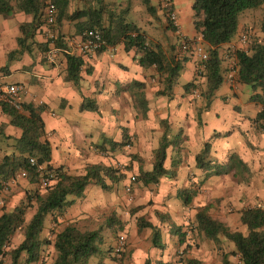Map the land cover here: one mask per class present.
I'll return each mask as SVG.
<instances>
[{"label": "crops", "instance_id": "crops-1", "mask_svg": "<svg viewBox=\"0 0 264 264\" xmlns=\"http://www.w3.org/2000/svg\"><path fill=\"white\" fill-rule=\"evenodd\" d=\"M116 2L70 0L69 12L88 7H103L108 10L109 6L112 8L119 4ZM172 2L180 22L193 23L192 0H172ZM155 13H161L166 21L160 0ZM106 16L108 17L107 13H104L105 19ZM3 18L14 19V22L12 24L4 22L0 25V47L12 50L15 49L17 38L20 36L19 25L30 21L31 17L18 12L11 17ZM164 23L162 29L169 27L167 21ZM57 27L67 49L56 47L55 53L50 56L52 44L49 43L45 47L48 33L42 25L29 40V50L22 51L15 63L7 64L5 51H0V81L23 85L25 92L20 95L19 101L41 104L44 107L41 116L46 138L51 144V164L54 167L62 166L70 174H80L87 165L95 163L119 168L115 165V159L118 160L120 157L125 158L127 161L125 167L128 169L119 168L117 174L121 178L114 183L108 181L111 186L107 190L95 185L109 192V196L102 203L99 215L93 209L78 210L73 198V203L65 210L56 212V228L67 224H76L80 228L88 225V217L93 219L102 215L101 224H104L110 215L123 224L127 235L121 256L114 255L115 243L113 246L108 244L105 236L104 252L99 255L100 258L90 264H145L147 261L149 264H185L186 258L205 264V259L201 257L205 256L201 252L203 248L199 244L205 241L211 243L215 253L217 252L220 257L221 264H224L223 254L232 251L234 246L230 242H225L222 249H219L199 233L193 222L197 209L206 205L211 215L225 222L232 230L245 233L246 227L239 219L240 211L247 207L264 206V120L255 119L262 105L251 100L250 97L245 103H241L239 84L230 83L225 74L231 55L229 47L238 42L231 41L219 48L220 56L224 58L222 68L225 76L210 105L205 109V101L199 91L184 88V85L192 80L199 85L204 83V78L199 77L198 73L202 69L199 65L202 60L193 49L185 52L179 49L181 37H194L198 34L195 29L191 34L183 29L180 30V34L175 31L179 38L177 42L162 44L156 39L148 41L151 44H159L168 54L177 55L183 64L179 78L185 79L179 83L180 86L177 85L178 78L168 96L160 94L162 84L158 74L153 67H143L138 63V54L135 50H125L123 43L118 42L94 53H83L76 45L80 35L75 32L74 22L63 20ZM141 30L146 33L144 29ZM262 37L260 32V38ZM146 38H148L147 33ZM64 51L82 58L83 65L77 84L66 78ZM133 82L142 84L139 88L146 99L145 116H142L139 112L140 108L136 105L133 95L135 90L130 87ZM87 100L93 102L91 108H84ZM55 109L61 113H56ZM233 111L239 112L237 122H231L229 113ZM117 112H122L121 117L115 115ZM8 121L9 115L0 105V123H8ZM5 132L15 137L20 135V130L10 124H7ZM164 132L172 141L167 149L164 167L173 169L175 175L172 178L161 177L157 183L146 185L141 175L152 169L154 152L160 140L158 144L155 142L148 163L139 151V146L135 147V143L128 156L124 153V145L119 144L128 134L133 136L134 141L140 139L152 141L154 137L161 139ZM87 143L90 146L84 148L82 144ZM206 144L209 146L208 158L212 162L208 166L198 167L196 155ZM233 153L246 167L239 168L237 174L234 170L225 174H209L210 170L215 169V164L226 163ZM131 162L136 164V170L133 169L134 175H131L130 179L134 177L132 181H135L136 186L145 189L148 198H136L134 204L126 209L128 202H125L123 187L125 186V192L131 191V189L126 191V186L131 183V181L126 182L129 178L126 172L132 170ZM246 175H249V178L243 179ZM11 183L12 181L8 184L9 190ZM92 185L94 184L88 186ZM181 188H198V193L187 206L183 205L176 195L177 190ZM6 194L7 192H4L1 195V198H6L5 207L8 206L9 201ZM10 206L13 208L15 205ZM148 206L152 213L151 217L146 215L145 209ZM11 208L6 207L8 210ZM156 212L164 216L168 215L169 219L160 221ZM31 214L32 211L27 214V218ZM141 217L159 229L163 248L152 245L151 228L138 229L137 220ZM170 221L186 232L182 242L177 234L173 233ZM52 226L54 223L50 222L49 228ZM49 228H43L45 231L43 236L48 235ZM124 230L120 234H124ZM106 233L107 231L105 235ZM120 234L113 236L117 238ZM22 239L23 235L16 232L9 242V248L17 246ZM178 248L182 249L181 256L177 253ZM52 251H54L52 245L44 251L43 259L47 262H50L54 256ZM232 259L238 264L237 258L232 254L227 256L228 264H233Z\"/></svg>", "mask_w": 264, "mask_h": 264}, {"label": "trees", "instance_id": "trees-1", "mask_svg": "<svg viewBox=\"0 0 264 264\" xmlns=\"http://www.w3.org/2000/svg\"><path fill=\"white\" fill-rule=\"evenodd\" d=\"M56 7V37L47 39L45 47L54 41L55 47L67 49L63 43L59 25L63 20L73 21L75 32L79 35L85 30L96 28L102 32L106 46L122 42L125 50L133 49L138 54V63L143 67H153L162 84L160 94L170 95L176 85L183 64L177 55L164 52L159 44H151L147 41L146 33L135 23L126 21L129 7L122 9L121 14L103 7H88L75 9L69 12L70 0H50ZM150 14H155L156 7L151 0H141ZM264 0H192L193 25L198 33H201L208 52L206 60L199 65V77L204 78L202 85L194 80L184 85L186 90L197 89L205 101L204 108L210 105L216 90L224 80V69L219 48L225 43L231 42V38L237 29V17L247 8L258 7ZM47 0H0V15L11 17L18 12L30 15V21L19 25L20 36L17 43L21 46V52L30 48L29 40L34 37L36 31L45 23V8ZM104 13L108 17L104 18ZM171 24L169 23V26ZM173 30L174 27L171 26ZM262 38H251L250 44L245 50L236 49L232 54L236 62L237 84H248L253 90L250 99L262 105L256 115V120H264V15L260 23ZM249 34V33H248ZM250 35V34H249ZM252 37V36H250ZM104 47V48H105ZM100 50H103L100 49ZM98 50V51H100ZM66 59V78L78 83L79 73L83 62L82 58L64 51ZM228 67L225 68V72ZM140 82H133L134 97L139 112L142 116L146 113V99L139 88ZM139 91H141L139 93ZM2 110L9 115L8 123H0V253L3 247L9 244L16 232L23 235L22 241L15 247L4 252V258L0 264H90V258L102 255L104 252L105 229L111 235L123 232V224L110 215L105 223L96 229H81L75 224H67L56 228V212H61L73 203V198L81 197L84 190L90 184L107 190L111 184L118 181L119 168L95 163L89 164L80 174H70L62 166L54 167L51 164L52 148L46 138L45 125L41 113L44 107L31 102H20V109L15 110L5 104H0ZM93 102L87 100L84 108H91ZM202 110V109H200ZM10 124L20 130L18 137L6 134L5 128ZM126 131V129H125ZM167 128L165 129V132ZM162 135L158 147L155 149L152 169L142 173L143 183H157L161 177L172 178L175 175L173 169H166L164 161L167 149L172 144L167 135ZM130 144L128 137L119 145ZM209 146L196 155L198 167L208 166L212 162L208 158ZM30 159L34 162L31 163ZM175 166V164H173ZM215 169L209 174H225L231 170L239 171L246 167L239 157L233 153L224 164H215ZM26 172L28 188L24 197L11 209H6V198H1L5 192V183L17 179L20 171ZM41 175L51 176L53 182L42 187ZM246 177V178H245ZM249 175L243 179H248ZM198 193V188H181L177 190V197L183 205H189L193 197ZM3 201V202H2ZM208 206H202L195 213V228L199 233L222 249L225 242H231L232 251L226 252L223 257L224 264H228L227 256L234 255L238 264H264V206H252L240 211V223L246 227V232L232 230L225 222L209 213ZM32 214L27 218V214ZM56 211V212H55ZM48 214H52L51 222L54 223L49 230V236H41L44 228V220ZM160 221L168 220V215L156 212ZM138 229L149 227L152 229L151 242L155 247L163 248V242L159 229L143 217L137 220ZM173 233L177 234L180 241L184 240L186 232L181 227L170 221ZM52 245L54 256L50 262L43 259L44 251ZM8 258V260H7ZM149 264V261L145 262ZM170 264V263H165ZM185 264H200L198 260L186 258Z\"/></svg>", "mask_w": 264, "mask_h": 264}, {"label": "rangeland", "instance_id": "rangeland-1", "mask_svg": "<svg viewBox=\"0 0 264 264\" xmlns=\"http://www.w3.org/2000/svg\"><path fill=\"white\" fill-rule=\"evenodd\" d=\"M108 1H117L116 3L117 4L119 3L116 7L111 8V6H109V9H108V10H113L118 15L121 14L122 9H124L127 6L129 7V11L126 14V21H132L136 23V25L144 29L146 33L148 34L147 41L150 42L153 39H156L160 41L162 44L179 41V38H177L178 34L174 33L175 30L171 28V25L167 28H163V29L161 28L162 25L163 26L165 25L164 22L167 21L168 24L170 23L167 16H166V21H164L165 19L161 13L150 14L147 11L146 6L141 2V0H108ZM151 4L157 8L158 0H151ZM263 15H264V2L258 7L247 8L243 10L242 12H240L237 17V22H238L237 29L234 35L232 36L231 41L233 43L238 42L241 34L243 33H250L252 35V37H250V40L251 38L253 39L254 37L259 39L260 38V23H261V19ZM147 19H151V21H147ZM4 22L12 24L14 22V19L5 20L2 17V15H0V25L4 24ZM180 28L183 29V31H187L189 34H191L195 29L191 21H186L183 24L180 22ZM54 30L56 32V24H55ZM1 50L5 51V59H6L5 61L7 62V64H11V63H15L16 59L19 57V54L21 53V46H19L18 43H16L15 49L5 50L4 48L0 47V51ZM184 79H185L184 77L179 78L177 85L179 83H182ZM239 90H240L239 98H240L241 103H245L248 100V98L253 94V90L251 89V86L248 84H239ZM54 111L58 114L61 113L58 109H55ZM238 113L239 112H235V111L229 113L231 122H237V118H239L237 115ZM115 115H119V117H121L122 112L120 113L117 112L115 113ZM127 137L130 140V144L129 146H124L123 150H124L125 155L128 156V154L130 153V150H132L133 144L135 143V147L139 146V151L143 154L144 156L143 158H145V160L148 163L150 160L149 154L151 150L153 149L155 142L156 144H158L160 137L158 138L154 137L152 141L148 139H140L138 141H134V138L131 134H128ZM82 145L84 148H88L90 146L88 143L82 144ZM211 158H213V156H211ZM126 164H127V161H125V158L119 157L118 160L115 159V165L118 166L120 169L122 168L123 170H127L128 168L125 167ZM130 166L132 170L126 172L127 176L129 175V178L126 180V182L130 183L131 181L130 183L131 191L125 192V186L123 187L124 199H125V202H128L127 203L128 205L125 206L126 209L130 205L134 204L136 198H142V199L148 198V194L145 191V189L143 187L136 186L135 181H132L130 179V176L134 175L133 169L136 170V164H133L131 162ZM25 186H27V181L25 178L17 177V179L12 181L10 190L8 189L7 191H5L7 192L6 196H8L9 198V201L7 200L8 201L7 203L8 206H6L7 208H11L10 205L14 206V205L19 204V202L24 197ZM108 196H109L108 191H104L100 189L99 187L92 185V186L86 187V189L84 190L83 196L75 197L74 199L76 201L75 204L78 206V210L87 211L89 209H93L94 211L98 212V215H99V213H101L102 203L105 200V198H107ZM149 208L150 206L146 207L145 209L146 215L151 217L152 213L149 210ZM102 216L98 218L95 217L93 219H90L88 217L87 218L88 225L81 226L80 228L81 229H92V228H97L101 226L102 224L100 220ZM51 219H52V214H48L44 220V229L49 228ZM44 229L41 233V236H43L45 232ZM105 231H107L106 233L107 243L113 246L118 237L116 238V236H113L110 233H108L109 232L108 229H105ZM49 233L50 232L48 231L47 236H49ZM124 234H125V239H126L127 232L125 230H124ZM189 241H191V239ZM199 244H200V247L203 248L201 249V252H202V255H205V256H201V257L205 259L204 260L205 264H221L220 257L218 256L217 252L215 253V249L212 247L210 242L205 241ZM230 244L232 243L230 242ZM181 250L182 249H179V248L177 249V253L180 256L183 254ZM52 252L54 254V251ZM50 253L51 252H49L48 255H50ZM92 257L93 258L90 260L91 263H94L97 258H100L98 255L92 256ZM232 262L233 264H236L235 259H232ZM28 264H36V262H31Z\"/></svg>", "mask_w": 264, "mask_h": 264}, {"label": "built area", "instance_id": "built-area-1", "mask_svg": "<svg viewBox=\"0 0 264 264\" xmlns=\"http://www.w3.org/2000/svg\"><path fill=\"white\" fill-rule=\"evenodd\" d=\"M161 9L165 12L168 20L172 27L175 28L178 34H180V22L177 16V13L174 9V4L172 0H160ZM56 7L50 1L47 0V5L45 8V23L44 27L46 28V32L48 33V39H55L56 32L54 30L55 22H56ZM52 47L50 48V56L53 55L54 52V41L50 42ZM250 44V35L248 33L241 34L238 44L230 45L229 50L231 55L229 56V65L228 71L226 72V79L230 82H234V78L236 76V62L233 57V52L236 49L245 50ZM77 48L80 52L83 53H94L98 50L104 48L106 46L105 40L103 38L102 32L96 28L88 29L82 32L79 40L76 42ZM179 49L182 52L188 51L189 49H193V51L200 57L201 60H206L208 56V52L205 47V42L203 40V36L201 33L196 34L192 38H186L184 36L181 37L179 43ZM25 92V88L23 85L19 83H4L0 81V104H5L8 107H11L15 110L20 109V101L19 97L21 94ZM129 146V144L125 145ZM31 163L34 162L33 159H30ZM19 177H26V172L24 170L20 171L18 174ZM52 176V175H51ZM51 176L41 175L40 184L42 187L50 185L53 180L50 179ZM131 180H134V177H131ZM8 184L5 183L4 191L8 190ZM131 186L128 184L126 186V191H129ZM126 240L124 234H120L115 242L113 252L117 257L121 256V253L124 250ZM9 249V244L3 247L2 252L0 253V261L4 258V252Z\"/></svg>", "mask_w": 264, "mask_h": 264}]
</instances>
